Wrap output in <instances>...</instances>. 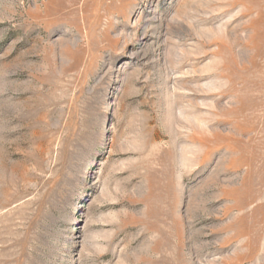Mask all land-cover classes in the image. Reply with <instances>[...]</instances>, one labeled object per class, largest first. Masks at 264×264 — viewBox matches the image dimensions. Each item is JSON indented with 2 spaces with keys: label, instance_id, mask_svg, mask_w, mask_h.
<instances>
[{
  "label": "rangeland",
  "instance_id": "1",
  "mask_svg": "<svg viewBox=\"0 0 264 264\" xmlns=\"http://www.w3.org/2000/svg\"><path fill=\"white\" fill-rule=\"evenodd\" d=\"M0 264H264V0H0Z\"/></svg>",
  "mask_w": 264,
  "mask_h": 264
}]
</instances>
